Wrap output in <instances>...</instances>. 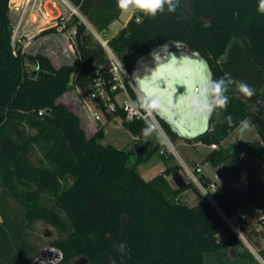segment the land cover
Segmentation results:
<instances>
[{
	"label": "trees",
	"instance_id": "trees-1",
	"mask_svg": "<svg viewBox=\"0 0 264 264\" xmlns=\"http://www.w3.org/2000/svg\"><path fill=\"white\" fill-rule=\"evenodd\" d=\"M70 1L101 31L121 14L116 0ZM10 2L0 0V196L8 207L10 198L15 200L24 222L13 218L19 240L0 203L3 223L16 245L7 264H28L40 252L28 232L39 219L62 233L49 242L64 253L58 264H110L109 255L117 264H208L209 255L227 264L232 254L236 257L232 264H263L192 181L172 186L167 176L177 173L178 165H168L151 179L140 173L138 165L160 149L152 138L145 142L144 121L127 119L121 109L108 114L109 119L120 116L135 136L131 147H116L101 142L105 124L89 136L79 113L59 100L72 88L89 86L99 68L110 66L105 48L87 25L78 16L68 25L76 28L72 62L55 64L42 49L14 53L8 28ZM257 5L258 0H180L173 13L165 10L155 18L132 15L110 39L135 83L136 77L155 66V55L157 59L180 55L177 47H183L190 54L199 53L214 78L229 73L255 89L251 99H237L239 93L230 88L226 111L214 114L195 138L177 135L158 117L173 140L183 137L191 143L221 145L235 124L250 118L263 145L249 143V147L264 159V15L257 13ZM55 32L50 27L40 35ZM128 87L134 100L137 94ZM229 114L233 127L221 122ZM142 145L146 148L138 155ZM36 152L42 154L38 162L32 158ZM228 155L213 149L204 163L216 165ZM188 189L196 192L198 203L181 200ZM44 194L51 196L58 210L43 203ZM218 198L229 216L237 214L240 206L264 211V177L240 195L224 184ZM242 230L264 260V245L256 240L264 237V218L259 219V227L243 221ZM119 243L127 246L123 259L116 250Z\"/></svg>",
	"mask_w": 264,
	"mask_h": 264
},
{
	"label": "rangeland",
	"instance_id": "rangeland-1",
	"mask_svg": "<svg viewBox=\"0 0 264 264\" xmlns=\"http://www.w3.org/2000/svg\"><path fill=\"white\" fill-rule=\"evenodd\" d=\"M129 14L130 13L122 14L121 18L118 19V21H116V23L113 24L110 29L104 31H101L99 29L97 30L102 35V37L112 38L115 36H112L113 34H118V31L121 30V27L123 26V23L126 21ZM86 19L90 22L87 17ZM41 41L39 40V42L35 43L33 45V50L31 51H37L38 49L41 50V47H43V52L48 54L52 58L53 62H55V64L73 61L74 49L70 45V41L63 35L55 32L53 34H50L47 38L43 39V45ZM110 46L112 47L111 43ZM114 50L119 56H121V52L116 49ZM90 89V86H86L85 88H72L70 91L61 96L59 100L65 102L71 109L79 113V115L81 116L82 125L89 136L94 134L96 130L101 127V125L105 124L104 138L101 140L102 143L113 144L116 147H131L132 145H134L135 140H133L130 132L123 125V119L120 116L106 123V117L102 114L100 107L96 104L94 105V108H96L95 110H98L101 114V117L104 119H102L101 121L94 120L91 112L86 106L87 102L92 104V100L90 98ZM209 122L210 120L208 121L207 125L209 124ZM158 137L159 138L154 135L152 139L155 143H159L160 148H162V146H164L165 144L162 138H160L159 134ZM169 138L181 156H185L187 158L188 156L191 157V161L187 160L190 164L191 169H193V162H195V164L202 165L204 167L205 173L211 174L212 177L215 179L214 182L219 187L220 184H223L226 181L227 185L230 186V188L236 195L244 194L251 183L259 181L264 177V159L262 158V156L260 157V154L252 151V149L249 147V143L218 145V147L214 149H222L224 153L226 152L229 155L225 160L219 162L216 165H213L211 162L204 163L205 159L203 157V154L207 153L209 150L206 145L186 144L185 142H178L176 140H173L170 136ZM174 155L175 159H178L177 154ZM41 156V153L36 152V154H34L32 158L35 162H38ZM173 159L174 158H171L170 160L165 159L159 153V151H156L149 160L138 165V170L146 179H151L166 166L170 164L178 165L176 164V162L173 161ZM132 161H134V159H132ZM246 166H248L249 170L246 168ZM179 168L180 165H178V171ZM214 171H221V178L216 176ZM183 174L184 175L181 176L183 180L188 181V174H186V172H183ZM168 176L173 185L177 186L178 182L174 177L173 173L169 174ZM0 200L1 207L9 222L15 229L17 237L19 238V240H22L21 236L19 235L18 229L16 228L13 222V218L15 220L24 222L23 210L12 197L10 198L9 207L1 198V196ZM42 200L43 203L49 206L50 208L58 210L49 194H44ZM181 200L187 202L190 205H194L200 201L196 192L193 189H188L186 193L182 194ZM240 212L246 213L248 216L247 221H252V223L258 227L259 219H261V217H264V211L256 210L250 207L240 206V208L238 209V213ZM28 232L29 239L31 240L33 245H35L36 251L41 250L44 246L49 245V242L52 239L59 238L62 235V233L56 227L41 219L36 220L33 223L32 228L29 229ZM238 236L242 239L249 251H251L259 259V261L264 264V260L260 257L258 249L254 247V245L246 237H243L239 234ZM256 240L259 245H264V237H256ZM235 259L236 257L233 254L228 256L227 264L235 263ZM221 260L223 259L216 257L215 255H209L207 257L208 264H220Z\"/></svg>",
	"mask_w": 264,
	"mask_h": 264
},
{
	"label": "clouds",
	"instance_id": "clouds-1",
	"mask_svg": "<svg viewBox=\"0 0 264 264\" xmlns=\"http://www.w3.org/2000/svg\"><path fill=\"white\" fill-rule=\"evenodd\" d=\"M116 6L123 14L139 13L144 17L155 18L165 10L168 13L175 12L180 6V0H116ZM256 11L264 15V0H258ZM177 49L180 50V55L173 53L164 58L159 55V59L155 55V66L147 74L135 78L139 93L130 102L129 111L132 114L160 117L169 123L177 135L195 138L203 133L205 125L214 114L226 111L231 100L228 95L230 88L234 86L239 93L237 99H251L255 89L247 82L235 80L229 73L219 79L214 78L207 61L199 53L190 54L183 47ZM221 122L229 127L235 124L230 114L224 116ZM249 126L245 119L235 124L241 137ZM141 134L145 142L154 135L159 138L151 119L146 121ZM126 249L124 243L116 245L121 259L126 254ZM109 260L110 264H117L111 255Z\"/></svg>",
	"mask_w": 264,
	"mask_h": 264
},
{
	"label": "built area",
	"instance_id": "built-area-1",
	"mask_svg": "<svg viewBox=\"0 0 264 264\" xmlns=\"http://www.w3.org/2000/svg\"><path fill=\"white\" fill-rule=\"evenodd\" d=\"M60 9L53 12L49 3L51 0H11L9 7L10 23L13 25L11 44L14 53L19 50L29 51L34 38L50 27L56 28V33L66 37L73 47V36L76 31L75 26L68 27L74 16H78L88 27L94 37L105 48L109 58L110 66L108 69L99 68L92 76L90 83V98L96 103L104 116L113 114L118 109L126 113L127 119H139L146 123L151 119L157 128L160 138L164 142V148L160 149V154H177L176 148L170 140L167 132L162 126L158 117L143 115L140 113L132 114L129 111L130 102L133 100L128 85L136 94L139 93L135 86V81L131 73L126 68L121 57L110 46L111 37L104 38L99 31L86 21V17L70 0H57ZM139 20V19H137ZM74 49V47H73ZM89 108V107H88ZM91 111L94 120H100L101 114ZM211 147L217 148L218 145L212 144ZM190 180L200 191L202 198L210 202L223 216L228 225L238 235L245 237L243 233V221L248 220L246 213L227 215L219 204V186L214 181L205 182L200 175L203 171L201 166L193 169H186ZM264 218V217H261ZM252 222V221H251Z\"/></svg>",
	"mask_w": 264,
	"mask_h": 264
},
{
	"label": "crops",
	"instance_id": "crops-1",
	"mask_svg": "<svg viewBox=\"0 0 264 264\" xmlns=\"http://www.w3.org/2000/svg\"><path fill=\"white\" fill-rule=\"evenodd\" d=\"M49 7H50V9L53 11V12H57L59 9H60V6H59V3H58V1L57 0H51V3H49ZM123 13H121L120 14V16H119V18L118 19H120L121 18V15H122ZM133 14L132 13H130L129 14V16L127 17V19H126V21L123 23V26L121 27V29L122 28H124L125 26H126V24H127V22H128V20L131 18V16H132ZM118 19L117 20H115L114 22H112L111 24H110V26H109V28L108 29H110V27L113 25V24H115L116 23V21H118ZM86 21L90 24V25H92L93 26V24L92 23H90L87 19H86ZM94 27V26H93ZM119 32V31H118ZM117 34V33H116ZM116 34H113L112 36H114V35H116ZM49 35H38V36H36L35 38H34V40L32 41V44L30 45V48H29V51H31V50H33V45L35 44V43H37V42H39V40L41 41V43H42V45H43V39H45V38H47ZM43 47H41V49H42ZM36 50V49H35ZM39 50V49H38ZM67 57V56H66ZM138 89V88H137ZM138 91H139V89H138ZM93 104V105H92ZM92 104L91 103H89V102H87L86 103V106L87 107H89V108H91L92 109V111H95V112H97V113H99L100 114V112L98 111V110H95L96 108H94V105H96V103H94L93 101H92ZM88 108V109H89ZM90 111V110H89ZM91 112V111H90ZM106 118H105V120H107L106 121V123L107 122H110V121H112V120H114L115 118H117V117H119V116H117V117H112L111 119H109V117H108V115H106L105 116ZM102 119H104V118H102L101 117V119L100 120H95V121H101ZM245 120H247L248 122H249V129L244 133V135L241 137L239 134H238V132H237V130H236V128L233 130V131H231L230 132V134L227 136V138L225 139V140H223V142L221 143V145H223V144H234V143H239V144H248V143H256V144H258V145H263V139H262V137L260 136V134H259V132H258V130H257V128H256V126L252 123V121H251V119L250 118H246ZM131 136H132V138L133 139H135L134 137L135 136H133L132 134H131ZM176 141H178V142H185L186 144H192V145H199V144H204V145H206L207 147H208V152L207 153H205V154H203V157H204V159L206 158V155L208 154V153H210L212 150H213V148L211 147V145H209V144H206V143H203V142H201V141H199V142H188V141H186L185 140V138H183V137H181V138H178V139H176ZM162 148H164V146H162ZM162 148H160V149H162ZM177 151V150H176ZM184 151V150H183ZM160 153V152H159ZM177 156H178V159H175V155L173 154V157L172 158H174L173 159V161L174 162H176V164H178V165H180V168H179V171H177V173H175V174H173L174 175V177L177 179L178 178V176H182V175H184L183 174V172H186V174H187V170L186 169H191L190 168V164H189V162L188 161H191L190 159H191V157L190 156H188V158L187 157H183V156H181L180 154H179V152L177 151ZM202 157V158H203ZM261 157V156H260ZM263 158V157H262ZM188 160V161H187ZM205 161V160H204ZM194 164H195V162H193ZM205 163H207V162H205ZM245 163V162H244ZM193 164V168L194 167H196V166H201L202 167V169H203V171H202V173H201V177L202 178H204V177H208L209 179H210V181H215V179L212 177V175L211 174H207V173H205V171H204V167L202 166V165H200V164H195L194 165ZM167 167V166H166ZM165 167V168H166ZM164 168V169H165ZM246 168L249 170V168H248V166H246ZM164 169H162L159 173H161L162 171H164ZM215 172V171H214ZM158 173V174H159ZM215 174H216V176H218L219 178H221V171H218V172H215ZM167 178H168V180L170 181V183L172 184V186H174V187H176L175 185H173V183L171 182V180H170V178H169V176H167ZM183 182H187V180H182ZM188 181H191L190 180V178H189V180ZM224 184H227L226 183V181H225V183H223V184H220V186H222V185H224ZM177 186H179L178 184H177ZM1 188H0V192H1ZM187 191V190H186ZM186 191H184L182 194H184V193H186ZM181 194V195H182ZM15 249H16V245H15V242H14V240H13V237H12V235H11V233H10V231H9V229L4 225V223H3V215H2V213H1V211H0V264H7L9 261H10V259L12 258V256H13V254H14V252H15Z\"/></svg>",
	"mask_w": 264,
	"mask_h": 264
},
{
	"label": "water",
	"instance_id": "water-1",
	"mask_svg": "<svg viewBox=\"0 0 264 264\" xmlns=\"http://www.w3.org/2000/svg\"><path fill=\"white\" fill-rule=\"evenodd\" d=\"M8 28L10 31H12L13 25L10 23L8 25ZM222 58H227V55H224ZM145 148L146 147L144 145L138 147L137 154L140 155L141 153H143ZM176 180L178 182V185L185 184V182L182 181L183 178L181 176H178ZM63 258L64 253L61 249L51 245H47L43 247L40 252L29 261L28 264H58L63 260Z\"/></svg>",
	"mask_w": 264,
	"mask_h": 264
}]
</instances>
